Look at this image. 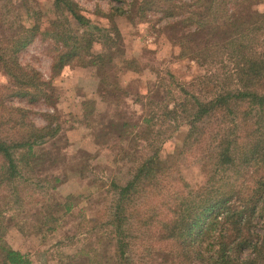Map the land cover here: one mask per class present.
I'll use <instances>...</instances> for the list:
<instances>
[{
	"label": "trees",
	"instance_id": "obj_1",
	"mask_svg": "<svg viewBox=\"0 0 264 264\" xmlns=\"http://www.w3.org/2000/svg\"><path fill=\"white\" fill-rule=\"evenodd\" d=\"M204 1L132 0L128 4L142 18L159 13L161 20H172L166 24L164 35L179 47L178 59H189L201 66L216 57L229 56L227 53L234 57L241 55L242 65L235 69L240 86L237 89L223 85L219 91L212 88L213 95L207 100L186 94L180 102L172 100L171 109L165 104L171 100L158 97L156 102L146 96L148 107L164 105L163 120L173 122L177 117H186L182 147L192 152L200 148L195 160L200 163L204 182L192 189L184 183L182 186L179 178L171 176L174 172L168 161L159 159L157 150L131 159L133 173L123 186L113 185L117 193L104 212L105 220L97 228L96 243L105 250L102 253L89 250L80 255L89 264H135V257L141 259L140 264H151L158 257L165 264H264V59L256 60L249 46L254 45L255 38H264V10L254 15L257 12L252 8L254 0H234L239 1L238 7L228 15L227 5L232 0H209L216 3V8L214 18L207 22L200 11ZM81 10L74 0H53L52 12L57 19L46 27V17L40 10L26 8L22 13L12 0H0V74L9 83L2 88L7 91L8 102L13 98H30L29 102H33L44 89H52L38 73L29 72L18 62V54L38 38L50 40L53 45L51 77L67 66L94 67L99 78L97 93L102 100H112L114 94L124 93L115 79L108 82L112 77L108 66L114 67L117 57L120 59L117 64L121 63L123 69H129L135 62L123 57L121 34L114 22L116 15L125 16L126 11L112 8L107 14L98 12L97 15L108 18L111 28L101 36L105 45L102 53L95 54L92 48L97 38L91 31L95 29ZM68 18L75 28L65 26ZM246 26V32L242 33L239 28ZM213 27L219 28L214 34L217 43L210 45ZM186 36L200 40L187 41ZM208 37L211 38L207 40ZM260 78L261 85H257ZM206 86L209 87L207 83ZM3 101L0 100V128L13 124L11 129L17 134L7 136L0 130V191L12 187L20 175L14 159L17 152L20 162L25 164L28 158H34V162L47 164L46 170L55 167L54 160L48 162L45 154L31 153L36 145L56 138L60 129L53 115L44 114L46 125L37 127L23 109L11 107L9 111L6 106V112L2 113ZM219 114L223 115L221 130L198 126L201 120ZM154 118L141 120L148 136L155 126ZM138 127L137 123L123 121L110 130H124L123 137L128 129ZM142 137L146 139L144 134ZM163 188L165 193L161 192ZM177 197L180 199L173 208L166 207L172 206ZM62 209L67 214L71 206L65 204ZM164 209L168 212L164 213ZM49 221H54L52 215ZM3 223L0 220L1 236L5 231ZM135 247L144 248L141 256L133 254ZM106 248L112 249L111 256ZM74 259L75 256L68 260ZM0 264H28V260L0 239Z\"/></svg>",
	"mask_w": 264,
	"mask_h": 264
},
{
	"label": "rangeland",
	"instance_id": "obj_2",
	"mask_svg": "<svg viewBox=\"0 0 264 264\" xmlns=\"http://www.w3.org/2000/svg\"><path fill=\"white\" fill-rule=\"evenodd\" d=\"M182 1L188 3L190 0ZM12 2L22 13L26 8L40 10L46 17V27L57 19V15L52 12L53 0ZM74 2L82 9L81 14L90 20L92 29H95L91 30L97 38L92 48L95 54L102 53L105 45L101 36L111 28L108 18L105 15H97L98 12L107 14L112 8L126 11L125 16L116 15L114 22L121 34L123 57L135 62L129 69H123L121 63L117 64L120 61L117 57L114 67L108 66L112 76L108 82L111 83L115 79L124 92L114 94L112 100H102L99 97V78L94 67L67 66L58 75L51 77L53 45L50 40L42 38L36 39L20 52L18 62L28 68L29 72L38 73L42 80L48 81L51 90L41 88L43 91L38 94L39 99L33 102H29L30 98H13L8 102L10 99L5 98L7 91L2 88L9 86V83L5 75L0 74V100H4L2 113L6 112V106L9 111L11 107L23 109L28 112V119L37 127L46 125L43 115L49 114L55 116V124L60 126L56 138L36 145L31 153L45 154L48 162L54 160L55 167L46 170L48 165L40 161L34 162V158H28V163L25 164L20 162L21 156L17 152L14 159L20 175L12 187H4L0 191V220L4 221L2 227L5 228L0 239L7 247L23 255L28 264H89L87 260L80 258L82 252L94 250L102 253L105 250L104 246L96 243L97 228L105 220L104 212L113 203L117 193L113 185L123 186L133 173L131 159L148 156L157 150L159 159L168 161L174 172L171 176L174 179L179 178L182 186L184 183L192 189L204 182L200 163L195 160L200 148L192 152L182 147L186 133V117H177L173 122L163 120L161 108L164 105L157 103L148 107L146 96L156 102L158 97L171 100L165 103L171 109L172 100L180 102L186 94L188 97L207 100L212 97V92L219 91L222 85L225 88L240 87L235 69L242 65L241 55L234 57L227 53L229 56L221 55L222 58L216 57L201 66L189 59H178L179 47L170 43L164 35L167 34L166 24L172 21L171 19L161 20L159 13L146 14L145 18H142L129 7L128 4L132 3V0ZM238 2L232 0L227 5L228 15L238 7ZM24 3L26 6L23 8ZM253 4L255 6L252 8L257 10L254 15L264 10V0H254ZM215 8L216 3L204 1L200 11L207 22L214 18ZM128 17L134 18V21H130ZM74 25L68 18L65 26L73 29ZM246 29L247 26L239 28L242 33L246 32ZM218 30L219 28L213 27L214 39L210 41V45L217 43L214 34ZM186 32L187 30H184V33ZM186 37L187 41L200 40L196 36ZM255 39V43L252 41L253 46L249 44L251 51L255 53L254 58L264 59V38ZM256 82L261 85V78ZM156 92L158 94L154 95ZM43 98L47 101L44 102ZM90 101L93 103H89ZM242 106L239 108L242 109ZM152 116L155 117L152 120L155 126L151 130L152 134L148 136L141 120H148ZM222 116L219 114L205 118L198 122V126L221 130ZM19 117L20 115H17V118ZM123 121L131 125L137 123L139 127L128 129L130 133L127 132L123 137L124 130H110ZM12 125H8L9 130L7 127L0 130L7 136L17 134L15 129H11ZM175 127L178 130L174 131ZM143 134L146 139L142 137ZM149 144L152 146L149 147ZM202 150L205 151L203 148ZM161 192L165 193V188ZM179 199L180 197H177L172 206L166 207L173 208ZM65 204L71 206L70 213H63L62 207ZM166 212L168 210L164 209V213ZM50 215L54 217V221H49ZM91 228L92 232L89 231ZM1 232L2 230L0 234ZM143 249L135 247L133 254L141 256ZM106 250L108 256H111L112 249ZM74 256L76 260H68ZM134 262L140 264L141 259L135 257ZM150 263L165 264L159 257Z\"/></svg>",
	"mask_w": 264,
	"mask_h": 264
}]
</instances>
